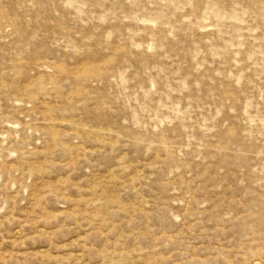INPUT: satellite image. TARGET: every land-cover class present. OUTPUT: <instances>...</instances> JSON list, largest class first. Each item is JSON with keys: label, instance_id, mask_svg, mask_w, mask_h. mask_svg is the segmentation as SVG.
<instances>
[{"label": "rangeland", "instance_id": "374dc122", "mask_svg": "<svg viewBox=\"0 0 264 264\" xmlns=\"http://www.w3.org/2000/svg\"><path fill=\"white\" fill-rule=\"evenodd\" d=\"M0 264H264V0H0Z\"/></svg>", "mask_w": 264, "mask_h": 264}]
</instances>
